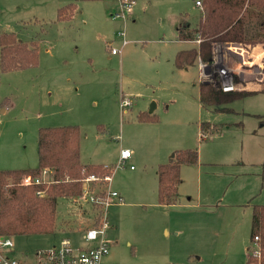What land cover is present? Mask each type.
<instances>
[{"label":"rangeland","instance_id":"obj_1","mask_svg":"<svg viewBox=\"0 0 264 264\" xmlns=\"http://www.w3.org/2000/svg\"><path fill=\"white\" fill-rule=\"evenodd\" d=\"M124 1L133 5L122 17ZM195 1L0 0V34L37 49L36 66L0 72V171L37 167L38 129L78 126L81 163L105 166L111 182L103 188L123 199L106 208L114 244L103 264H244L255 248L249 231L252 205H264V92L218 112L201 107L197 63H173L177 51L197 45L188 39L200 15ZM70 3L75 11L58 20ZM122 99L131 106L124 112ZM152 103L157 120L138 122ZM123 149L131 157L119 164ZM184 150H196L197 163L180 167L177 203L160 205L155 171ZM97 207L59 198L54 232L12 237L11 256L31 263L63 238L85 245Z\"/></svg>","mask_w":264,"mask_h":264},{"label":"trees","instance_id":"obj_2","mask_svg":"<svg viewBox=\"0 0 264 264\" xmlns=\"http://www.w3.org/2000/svg\"><path fill=\"white\" fill-rule=\"evenodd\" d=\"M200 15L189 34V41L200 40L198 45L177 51L173 60L177 69L196 64L197 58L208 60L211 44L236 43L243 46L264 45V0H199ZM75 4H67L57 10V19H69ZM187 29L179 30L185 38ZM37 65V49L31 42L19 41L15 35L0 34V72L6 73ZM264 92V87L261 90ZM247 92L224 93L215 85L199 84V103L202 108L218 112L221 106L243 98ZM140 123H153L154 114L139 113ZM200 131L211 132L208 124ZM206 137V135L204 136ZM203 137L201 136V140ZM81 132L78 126L40 128L37 132V167L26 170L0 171V237L12 238L28 235H49L56 228V207L59 198L77 203L82 195V180L90 174L99 178L105 174V166L83 164L80 161ZM197 163L196 150L175 152L166 164L156 169L157 200L160 205H174L178 201L181 183L180 167ZM262 166H264V161ZM46 172L39 184L22 183L24 177L33 181ZM32 181V182H33ZM96 185V187H94ZM91 192L103 194V183L90 184ZM100 211L93 212L94 220ZM258 238L259 259L247 249L244 264H264V205L251 207L249 242Z\"/></svg>","mask_w":264,"mask_h":264},{"label":"built area","instance_id":"obj_3","mask_svg":"<svg viewBox=\"0 0 264 264\" xmlns=\"http://www.w3.org/2000/svg\"><path fill=\"white\" fill-rule=\"evenodd\" d=\"M133 2L124 1L122 3V17L131 12ZM195 6L201 8L199 0L195 1ZM193 43L199 44L200 40H194ZM262 45L243 46L229 42H215L211 46V56L208 60L197 58V81L199 84H212L224 93L242 92L247 90L248 79L264 83V65L255 60L253 50ZM112 55L118 54L117 50H111ZM124 100V101H123ZM122 112L130 106V101L121 100ZM131 153L123 149L119 154V164L128 160ZM132 169V166L130 167ZM46 172H42L40 178L34 181L30 177H24L22 183L39 184L45 177ZM33 181V182H32ZM101 182L110 183L111 177L106 173L99 178L97 175L90 174L82 180L83 191L79 201L90 202L91 206L98 205L100 211L99 218L93 220L92 226L85 230L83 240L85 245H74L68 238L61 239L57 244L48 249L38 250L34 253V259L31 263L21 262L19 259L11 256L13 244L10 238L0 237V264H103V258L108 255L110 246L114 244L107 237L109 228L106 219V208L111 200L121 202L118 193L108 189L103 190L102 195H96L97 192H91L90 184H99ZM255 248L250 253L253 257L259 259L260 253L257 245L258 238H254ZM259 264V263H258Z\"/></svg>","mask_w":264,"mask_h":264},{"label":"crops","instance_id":"obj_4","mask_svg":"<svg viewBox=\"0 0 264 264\" xmlns=\"http://www.w3.org/2000/svg\"><path fill=\"white\" fill-rule=\"evenodd\" d=\"M253 55L255 56V60H256V62L257 61H260L259 59H258V57L259 56H261L262 58H263V56H264V48H262V47H256L254 50H253ZM260 84V85H259ZM259 84H257V82H248V88H247V90H244V91H242V92H247L248 94H254V93H258V92H260L261 90H262V88H261V84L262 83H259ZM131 107V106H130ZM155 175H156V171H155ZM118 193V192H117ZM118 196H119V198H120V200H121V202H123V199H122V197L120 196V194L118 193ZM178 199H179V197H178ZM116 202H118V201H116ZM250 232V231H249ZM248 249V248H247ZM247 249H246V251H247Z\"/></svg>","mask_w":264,"mask_h":264},{"label":"water","instance_id":"obj_5","mask_svg":"<svg viewBox=\"0 0 264 264\" xmlns=\"http://www.w3.org/2000/svg\"><path fill=\"white\" fill-rule=\"evenodd\" d=\"M154 108H155V104L152 103L151 106H150V108H149V113L150 114L153 112Z\"/></svg>","mask_w":264,"mask_h":264}]
</instances>
